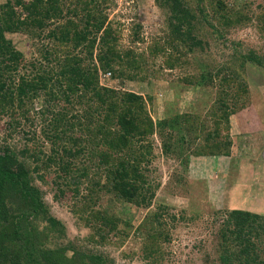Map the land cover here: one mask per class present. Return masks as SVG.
Here are the masks:
<instances>
[{
    "label": "rangeland",
    "instance_id": "1",
    "mask_svg": "<svg viewBox=\"0 0 264 264\" xmlns=\"http://www.w3.org/2000/svg\"><path fill=\"white\" fill-rule=\"evenodd\" d=\"M207 1L204 3L208 6L206 11L213 14L214 10ZM225 1L229 7V20L239 19V22L225 26L219 18L213 20L214 16L208 15L219 31L203 19L198 34L207 44L202 49L197 47L195 53L189 52L186 46L179 48L178 53L172 47H167L166 51L164 48L166 53L152 54L149 50L154 40L161 42L169 38L167 13L160 0H108L104 5L110 24L121 29L118 48H132L138 66L131 67L130 60L133 62V59L127 61L125 58L116 63L114 71H106L97 59L100 85L142 94L148 100L147 106L155 122L171 119L175 114L189 113L199 115L201 120L198 121H205L206 131L212 132L218 120L224 141L229 138L232 145L229 154L225 153V147L216 155L191 153L188 157V152L204 143L201 138L183 155L178 153L182 141L175 142L173 139L174 150L166 152L164 136L157 131L149 136L147 140L152 143V160L144 161L142 167L155 195L146 207L122 202L102 191L97 208L116 213L122 220L118 230L109 234L105 242H101L95 232L96 223H88L79 214L83 199L86 194L88 196L86 187L96 182V176H93L92 182L88 179H83L84 183L80 181L81 192L77 193L73 192L76 186L72 176L66 177L61 172L60 163L49 168L43 165L48 155L53 154L43 133L48 123L43 121L41 114L45 97L39 96L28 103L29 120L18 105L14 111L4 108L8 103V96L4 95L6 90L16 88L21 76L32 71L30 61L33 58L42 61L41 49L57 46L49 34L56 20H52L39 36L28 31L6 33V38L25 54V60L19 69L4 72L6 87L2 88L4 93L0 95V148L9 147L19 152L26 146L38 145L33 157L22 158L27 160L31 181L43 192L50 215L64 226L59 237L50 235L47 238L48 247L68 246L69 255L75 251L87 255L101 254L110 264H221L219 245L224 238L221 228L233 209L261 215L263 218L258 228L260 233H264V66L253 61H246L244 65L236 61L240 53L251 50L264 56V0ZM6 2L0 0V5ZM77 2L67 0L69 6L65 7V12H69L68 8L72 10ZM15 9L21 11L20 6ZM139 24L142 25L143 40L136 41L131 34ZM217 32H222L223 36ZM62 49L67 50L64 46ZM99 51L100 38L95 59ZM169 55L173 60L176 56L178 58L172 68L166 62ZM228 63L237 71V78L230 83H222L223 77H231L232 74L231 69L225 68ZM205 68L213 70L216 76L213 85L198 84ZM223 89L234 96L237 106L228 129L225 122L222 124V119L217 117L221 113L220 105L215 107ZM149 96H153V102ZM212 107L216 110L215 114ZM184 128L175 133H179L177 138L186 135L184 141L190 143V136ZM220 144L222 146V141ZM82 159L74 158L80 170H84L86 165L92 167V162L84 164ZM164 207L165 211L162 210ZM158 209L163 211L164 221L152 222L153 212ZM38 222L42 231L50 225L44 219ZM154 233L159 235L155 245L159 252L147 257L152 249ZM258 246H261L264 256V243L260 241Z\"/></svg>",
    "mask_w": 264,
    "mask_h": 264
},
{
    "label": "trees",
    "instance_id": "2",
    "mask_svg": "<svg viewBox=\"0 0 264 264\" xmlns=\"http://www.w3.org/2000/svg\"><path fill=\"white\" fill-rule=\"evenodd\" d=\"M82 1L78 0L79 3L72 10L68 8L69 12H65V7L69 6L67 0H7L3 6L0 5V95L4 93L2 88L6 87L3 78L5 70H17L25 60V54L6 38V33L28 31L39 36L52 20H56L49 32L56 48L41 49L43 62L37 58L30 61L32 71L21 76L16 88L6 90L4 95L8 96V103L4 108L14 111L18 105L29 120L28 103L39 96L45 97L41 114L43 121L48 123L43 133L53 154L48 155L43 165L49 168L60 163L61 172L66 177L72 176L76 186L73 192L77 193L81 192L80 181L84 183L83 179H88L92 182L93 176H96V182L86 187L88 196L86 194L83 199L79 214L88 223H96L95 232L100 241L105 242L109 234L118 230L122 220L116 213L97 208L102 191L122 202L146 207L155 195L142 167L144 161L152 160V143L147 140L149 136L156 131L164 136L166 152L174 150L173 139L175 142L182 141L178 153L183 155L201 138L204 143L188 152V157L191 153L216 155L219 154L218 150L225 147V153L229 154L232 145L229 138L227 142L224 141L218 120L212 132L206 131L205 121H198L201 120L199 115L189 113L175 114L171 119L155 122L147 106L148 100L142 94L101 86L99 66L95 60H99L104 70L114 71L116 63L125 58L127 61L133 59V62L130 60L131 67L138 66L137 56L132 48H118L121 29L114 28L108 20L104 8L108 0ZM206 1L160 0L167 13L171 42L169 38L161 42L154 40L149 48L152 54L165 52L167 47H172L176 53L184 46L191 53H195L197 47L204 48L207 42L204 43L198 34L203 19L216 31H219L213 23L216 17L225 26L239 22V19L229 20L231 17L225 0L207 1L214 10L213 14L206 11ZM16 6L21 7L20 12L15 9ZM208 15L214 16L213 20ZM141 29L140 24L133 29L131 36L134 40H143ZM217 33L223 36L222 32ZM99 34L102 35L99 37ZM98 38L100 51L95 59ZM139 56L141 59L142 56ZM173 59L169 55L166 61L171 68L178 58ZM236 59L242 65L246 61H253L264 66V56L256 50L240 53ZM225 68L231 69L232 74L231 77H223L222 83H230L237 78V71H234L231 63ZM215 78L213 70L205 68L198 78V84L213 85ZM231 95L227 89H223L222 96L215 104V107L220 105L221 113L217 117L222 119V124L225 122L227 129L231 116L237 110L236 99ZM149 100L153 102V96H149ZM212 111L215 114L214 107ZM183 126L190 136V143L184 141L186 135L177 138L179 133L175 131H181ZM77 129L81 133L78 134ZM33 135L36 137V134ZM37 149L38 145L26 146L19 152L9 147L4 150L0 148V264H110L101 254L87 255L75 251L69 255L68 246L46 245L47 238L50 235L59 237L64 226L50 215L43 192L31 181L27 160L22 158L33 157ZM74 158H84L82 163L90 161L92 167L86 165L84 170H80ZM75 171L77 174H73ZM161 209L153 212L152 222L164 221L165 207L163 211ZM262 218L258 213L242 209L230 212L221 228L224 236L223 243L219 245L221 264H264L263 250L258 246L260 241L264 243V233H260L258 228ZM42 219L50 224L43 231L39 229V222L36 223ZM152 237V249L147 257L159 252L155 247L159 235L154 233Z\"/></svg>",
    "mask_w": 264,
    "mask_h": 264
},
{
    "label": "crops",
    "instance_id": "3",
    "mask_svg": "<svg viewBox=\"0 0 264 264\" xmlns=\"http://www.w3.org/2000/svg\"><path fill=\"white\" fill-rule=\"evenodd\" d=\"M237 171V170H236Z\"/></svg>",
    "mask_w": 264,
    "mask_h": 264
}]
</instances>
